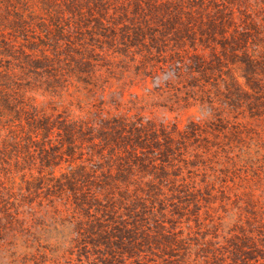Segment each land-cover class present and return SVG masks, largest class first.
<instances>
[{"label": "rangeland", "instance_id": "374dc122", "mask_svg": "<svg viewBox=\"0 0 264 264\" xmlns=\"http://www.w3.org/2000/svg\"><path fill=\"white\" fill-rule=\"evenodd\" d=\"M0 264H264V0H0Z\"/></svg>", "mask_w": 264, "mask_h": 264}, {"label": "trees", "instance_id": "16d2710c", "mask_svg": "<svg viewBox=\"0 0 264 264\" xmlns=\"http://www.w3.org/2000/svg\"><path fill=\"white\" fill-rule=\"evenodd\" d=\"M135 37H138V35L136 34ZM34 120H35V122H39V117L34 115ZM36 127L41 128L38 125H36ZM65 133H66V135H65L66 143H68L69 145H73L74 144L73 138L75 137L76 133L74 131H70V130H66ZM17 216H18V214H17Z\"/></svg>", "mask_w": 264, "mask_h": 264}]
</instances>
